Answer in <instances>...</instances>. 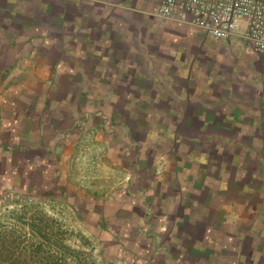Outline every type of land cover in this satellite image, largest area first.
I'll return each instance as SVG.
<instances>
[{
    "label": "crops",
    "instance_id": "obj_1",
    "mask_svg": "<svg viewBox=\"0 0 264 264\" xmlns=\"http://www.w3.org/2000/svg\"><path fill=\"white\" fill-rule=\"evenodd\" d=\"M7 1L18 0H0V189L22 190L24 171L66 180L83 125L110 178L127 180V201L100 212L114 223L111 264H264V56L233 37L184 61L199 33L154 16L159 0H62L60 37L8 25Z\"/></svg>",
    "mask_w": 264,
    "mask_h": 264
},
{
    "label": "rangeland",
    "instance_id": "obj_2",
    "mask_svg": "<svg viewBox=\"0 0 264 264\" xmlns=\"http://www.w3.org/2000/svg\"><path fill=\"white\" fill-rule=\"evenodd\" d=\"M6 8L11 14L10 19H4L8 25L16 26V28L19 25L24 27L35 26L40 31H45L46 29L50 31L51 29L53 36L60 37L57 35V30L63 26L61 19L62 0H18L15 6L7 1ZM7 11L5 14L8 16ZM71 14L75 16L74 11ZM144 26L149 31L152 30L151 33H153L154 29H157V26L152 24H144ZM150 38H153L152 34ZM213 42L204 34L192 35L190 39L184 40L179 48L183 53L182 59L185 61V59L196 58L197 56L202 58L205 55L203 46H209ZM192 48H196V54L193 53L194 50H191ZM152 57L155 59H160L161 57L162 59L163 56L159 57V54L157 55L156 53V55H151ZM164 58L169 59L165 55ZM168 61L166 64H168ZM169 64H171L170 61ZM204 70L205 67L200 62L199 74L201 75ZM130 116L133 117L132 115ZM131 117L128 119L127 124L131 128L133 125L139 128L138 130L136 128L133 130V137L141 140L143 130L139 127L140 124L135 123ZM146 120L152 126L154 124L160 126L161 124L158 115H152L149 119L147 117ZM80 129L81 133L86 134V137L82 138V141H85L83 144L85 146L78 151L79 153L76 157L72 158V163L69 164L70 169L65 174L68 177L66 180L56 181L52 179L53 172L51 171V173L48 170L39 179L36 178V171L32 173L24 171L22 190L15 188L14 185L12 187L7 185L0 189V230L9 232L10 228H12L15 230L13 236L19 238L20 242L27 244V241L31 242L33 240L32 242L35 244L41 239L44 240L37 233L38 225L42 224L46 230V238H50L51 242H63L75 250L88 253L94 264H111L108 260L110 256L109 246L111 244L104 239L107 234H111L110 231L114 229V223L110 218H105L102 221L103 215L100 212L102 207H105V203L115 197L120 198L123 202L127 201V197L123 193V187H126L127 180L121 174L111 175L110 178V171L106 172L105 164L98 162L99 158L103 161V157L101 158L99 156L100 153H98L99 150L92 146L96 134L92 131H84L83 125L80 126ZM160 132L164 133L162 137H166V130H161ZM165 140L158 139L157 153H161L163 150ZM103 155H105V152ZM60 182L62 184L65 182L66 184L59 185ZM21 205L25 206L21 208ZM13 210H15L14 214L11 213ZM25 213L27 214L26 217L31 218V221L17 219V217ZM36 213H39V215L35 216L33 220V216ZM126 213L128 212H122V216L126 215ZM41 217H44V220H41ZM31 222L34 223L35 228L30 225ZM167 222L170 223L171 221ZM48 244L47 240L46 246ZM107 252L109 253L108 255ZM18 257L20 258V264H36L35 260H32L31 263H26L28 254L24 247H20L18 250ZM130 258H126L129 261L127 264H139L136 261L132 262V258ZM61 260L63 262L65 260L67 264H72V260L68 255H64Z\"/></svg>",
    "mask_w": 264,
    "mask_h": 264
},
{
    "label": "built area",
    "instance_id": "obj_3",
    "mask_svg": "<svg viewBox=\"0 0 264 264\" xmlns=\"http://www.w3.org/2000/svg\"><path fill=\"white\" fill-rule=\"evenodd\" d=\"M154 16L217 42L239 37L264 56V0H159Z\"/></svg>",
    "mask_w": 264,
    "mask_h": 264
},
{
    "label": "trees",
    "instance_id": "obj_4",
    "mask_svg": "<svg viewBox=\"0 0 264 264\" xmlns=\"http://www.w3.org/2000/svg\"><path fill=\"white\" fill-rule=\"evenodd\" d=\"M24 206L25 205H21V208ZM14 212L15 210L11 213L14 214ZM26 215L27 214L25 213L24 215L17 217V219L31 221V218L26 217ZM38 215L39 213H36L33 216V220L34 217ZM44 217H41L40 219L44 220ZM30 225L34 228L36 227L33 222H31ZM45 231L46 230L42 224L38 225L37 233L40 235V238H43L44 240L41 239L40 241L35 242V244L32 242L33 240L31 242L27 241V244H25V242H20L19 238L13 236L15 232L14 229L10 228L9 232L0 230V264H20V258L18 257V250L20 247H24L28 254L26 263H31L32 260H35L36 264H67L66 261L64 260L63 262L61 258H63L64 255H68L72 260V264H94V261L90 259L88 253L81 250H75L63 242H51L50 238H46ZM47 240L49 243L48 246H46Z\"/></svg>",
    "mask_w": 264,
    "mask_h": 264
}]
</instances>
